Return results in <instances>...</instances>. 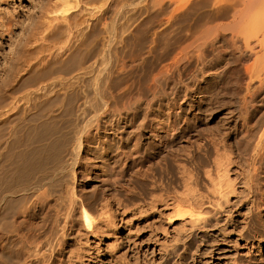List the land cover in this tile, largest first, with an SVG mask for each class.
Returning <instances> with one entry per match:
<instances>
[{"label": "bare ground", "instance_id": "obj_1", "mask_svg": "<svg viewBox=\"0 0 264 264\" xmlns=\"http://www.w3.org/2000/svg\"><path fill=\"white\" fill-rule=\"evenodd\" d=\"M116 2L49 0L40 16L16 21L15 26L3 23L4 40L11 46L0 69V225L5 230L0 252L14 247L18 258L24 254L25 264H63L64 258L58 257L65 254L73 234L80 235L82 229L98 232L102 224L114 222V202H121L117 195L106 196L102 212H97L88 196L79 194V180L92 174L113 185L133 171L126 182L138 181L141 174L154 190L164 191L165 175L179 171L184 192H160L157 200L169 199L167 204L172 200L179 215L208 221L201 216L204 197L197 188L199 173L190 161L202 150L209 152V147L198 144L197 151L186 150L183 158L174 151L185 132L180 125L183 100L199 89L196 75L169 100L157 96L161 77L168 79L171 73L172 78H182L180 63L197 61L203 74L207 58L230 51L234 57L215 73L227 68L223 79L229 70L247 77L242 101L246 111L264 105V0H173L168 7L161 4L157 20L142 17L148 5L120 11L127 23L124 32L132 22L158 27L148 54L167 61L153 81L150 74L137 86L118 80L147 59L129 53V36L109 23ZM146 133L153 141H145ZM252 139L246 153L251 157L250 178L256 183L264 172V122ZM209 145L216 152L215 167L205 174L214 182L216 169L226 177L230 155L221 152L226 147L223 137L211 138ZM152 158L159 160L144 173L134 170ZM257 184L255 210L264 205Z\"/></svg>", "mask_w": 264, "mask_h": 264}, {"label": "rangeland", "instance_id": "obj_2", "mask_svg": "<svg viewBox=\"0 0 264 264\" xmlns=\"http://www.w3.org/2000/svg\"><path fill=\"white\" fill-rule=\"evenodd\" d=\"M171 1L173 0H117L108 20L122 34L127 23L121 18L120 11L136 4L148 5V10L142 17L157 20L162 16L159 12L161 4L168 7ZM48 2L49 0H0V69L8 59L11 46L4 40L3 23L15 26L16 21L28 22L33 15L40 16L42 8ZM90 2L98 3L99 0ZM71 3L74 4V0ZM149 24L148 22L147 25L138 27L132 22L124 32L129 36L126 42L129 53H140L147 62L128 68L118 78L119 81L133 82L137 86L150 74L149 80L153 81L159 68L167 63L162 61L163 57L159 54H148L153 32L158 29ZM222 44L231 49L224 40ZM223 52L224 56L212 54L207 58L206 73L199 72L201 64L197 61H184L178 68L181 70L183 67L181 79L172 78L169 73L168 79L161 77L157 82L158 98L169 100L175 89H180L191 81L192 75H196L195 81L199 89L195 93H189L183 100V121L180 125L185 132L175 142L174 151L175 155L183 158L186 150L197 151L198 144L209 147V152L202 150L193 162L190 161L199 173L197 188L204 197L201 216H205L208 221L197 220L196 215H179L172 200L169 204V199L157 200L160 192H166V195L184 192L179 171L175 175H165L164 191L154 190L151 181L141 180V174L136 176L138 181L126 182L133 178V171H129L113 185L102 183L101 179L92 174L90 178L79 180V194L87 195L97 212H102L101 206L106 196L117 195L121 202H114L113 208L116 211H113V223L102 224V229L98 232L82 229L80 235H72L65 254L58 257L64 258L63 264H264V205L261 203L259 209L255 210L253 202L256 183L264 193V172L254 179L256 183L251 180V157L246 153L254 144L252 134L263 125L264 105H260L261 108L257 111H246L242 107V101L246 93L247 77L241 78L239 71L229 70L223 79L221 75L227 68H221L215 73L217 68L234 57L230 51ZM240 66L242 70L243 65ZM261 94L264 95V92ZM244 121L246 124H243ZM146 136L147 143L153 141L149 133ZM214 137H223L226 147L220 145L221 152L226 151L230 155V164L228 172L225 171L226 177L220 176L222 171L216 169L215 181L211 182L205 171L215 167L216 152L209 145ZM157 160L159 158H152L145 164H138L134 170L144 173L148 165ZM122 184H127V188ZM257 201L260 202L258 199ZM184 210H191V207L185 206ZM77 217L80 218V214ZM3 231L5 230L0 225V235ZM13 249L14 247H10L0 252V264H25L24 254L18 258Z\"/></svg>", "mask_w": 264, "mask_h": 264}]
</instances>
